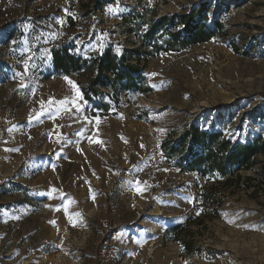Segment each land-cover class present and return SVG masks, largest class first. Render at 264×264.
I'll use <instances>...</instances> for the list:
<instances>
[{
	"label": "rangeland",
	"instance_id": "374dc122",
	"mask_svg": "<svg viewBox=\"0 0 264 264\" xmlns=\"http://www.w3.org/2000/svg\"><path fill=\"white\" fill-rule=\"evenodd\" d=\"M202 4L220 35L151 49V20ZM56 44L137 50L149 91L85 100L86 76H50ZM191 124L230 149L264 139V0H0V264H264V153L182 170L161 144Z\"/></svg>",
	"mask_w": 264,
	"mask_h": 264
},
{
	"label": "trees",
	"instance_id": "16d2710c",
	"mask_svg": "<svg viewBox=\"0 0 264 264\" xmlns=\"http://www.w3.org/2000/svg\"><path fill=\"white\" fill-rule=\"evenodd\" d=\"M101 4L102 2L100 4L96 2V7L100 8ZM205 10L206 4H202L200 8L186 14L162 16L157 20H151L146 34L151 49L156 53L183 50L220 35L221 24L217 21L207 24ZM177 25H180L181 29L176 31ZM158 30L167 31L169 35L165 46L159 45L155 39L151 40ZM137 54L138 51L134 50L118 55L109 47L99 55L83 58L72 53L69 45H55L51 48L50 76H86V80L81 84V91L87 101L98 96L102 89H109L115 93L134 91L144 94L149 88L143 83L145 78L142 76V67L139 63L133 64L129 61L132 55ZM100 107L104 111L109 108L107 105ZM198 144L205 148L203 152L194 150V146ZM161 148L169 159H178V165L182 170L197 171L201 174L217 170L225 175L234 168L250 169L255 157L264 153V139L257 137L247 145H236L230 149L229 142L220 140L219 133L201 132L198 127L191 124L176 142L164 141ZM214 148L223 153H217Z\"/></svg>",
	"mask_w": 264,
	"mask_h": 264
},
{
	"label": "bare ground",
	"instance_id": "6f19581e",
	"mask_svg": "<svg viewBox=\"0 0 264 264\" xmlns=\"http://www.w3.org/2000/svg\"><path fill=\"white\" fill-rule=\"evenodd\" d=\"M203 105H205V102H201V103H198L196 106H203ZM147 106V105H146ZM150 107H152V108H155V109H157V108H159L158 106H155V105H153V106H150ZM197 107V108H198ZM196 108V107H195ZM192 112H196V110L195 111H192Z\"/></svg>",
	"mask_w": 264,
	"mask_h": 264
},
{
	"label": "built area",
	"instance_id": "2783aa9c",
	"mask_svg": "<svg viewBox=\"0 0 264 264\" xmlns=\"http://www.w3.org/2000/svg\"><path fill=\"white\" fill-rule=\"evenodd\" d=\"M56 45H59V44H56ZM53 46H55V45H52V46L48 49V51H47V55L49 56V58L51 57V48H52ZM50 60H51V58H50ZM51 68H52V67H51Z\"/></svg>",
	"mask_w": 264,
	"mask_h": 264
},
{
	"label": "snow or ice",
	"instance_id": "6c2138e0",
	"mask_svg": "<svg viewBox=\"0 0 264 264\" xmlns=\"http://www.w3.org/2000/svg\"><path fill=\"white\" fill-rule=\"evenodd\" d=\"M109 11H112L113 13H115L116 9H112V8H110ZM29 59H31V57H30ZM26 68H27V63H26ZM53 223H54V222H53Z\"/></svg>",
	"mask_w": 264,
	"mask_h": 264
},
{
	"label": "crops",
	"instance_id": "0c3cea01",
	"mask_svg": "<svg viewBox=\"0 0 264 264\" xmlns=\"http://www.w3.org/2000/svg\"><path fill=\"white\" fill-rule=\"evenodd\" d=\"M3 32V31H2ZM5 43V42H4ZM1 179H0V186H1V182H2V179H4L3 175L1 174Z\"/></svg>",
	"mask_w": 264,
	"mask_h": 264
}]
</instances>
